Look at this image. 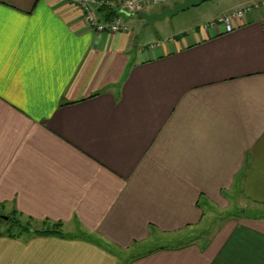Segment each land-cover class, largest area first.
<instances>
[{"label":"crops","instance_id":"1","mask_svg":"<svg viewBox=\"0 0 264 264\" xmlns=\"http://www.w3.org/2000/svg\"><path fill=\"white\" fill-rule=\"evenodd\" d=\"M138 14L0 0V264H264V216L230 211L264 207V7L150 45Z\"/></svg>","mask_w":264,"mask_h":264},{"label":"rangeland","instance_id":"2","mask_svg":"<svg viewBox=\"0 0 264 264\" xmlns=\"http://www.w3.org/2000/svg\"><path fill=\"white\" fill-rule=\"evenodd\" d=\"M244 1L245 0H209L207 2L200 4L197 7H191L187 9L186 11L178 12L176 15H173L171 17L166 16L160 20H155V22L151 25H145V23H141L140 27L142 30V34L139 36V38H142L141 39L142 43L146 42L148 45L154 44L155 42H157L158 39L166 41L172 38L174 35L181 34L182 32H191L194 29V27L200 26L201 24L209 21L211 18H215V16L219 14L221 11H223L224 9H228V8L240 5ZM169 4H171V2ZM158 9L159 8H156V10ZM121 15L127 19L133 18V17H128L126 14H121ZM134 19H137V18H134ZM245 205H246L245 203L233 204L232 205L233 207L230 209L231 214L235 216V218H238V219L245 218L248 216H256V217L264 216V213H261L264 211H261L260 209H255L254 206L250 207L251 205H247V206ZM210 209L211 208L205 209V217L203 219V225L200 228V230H203L201 234L204 233V231H207L206 230L207 227L212 229L215 226H218L222 222L218 218L212 219V220L208 218V216H211L209 212ZM262 210H264V207L262 208ZM212 211H216V210H212ZM221 212L218 213L216 211L215 212L216 216L225 217L229 214V213L224 214L228 212V209L225 210L224 213H221ZM0 214L1 215L5 214L2 209H0ZM3 222L4 221L0 219V223H3ZM7 223L9 224V221ZM5 224L6 222H4V224L2 225H5ZM204 234H207V232H205ZM197 237L196 235L181 234L176 237L178 241L176 240V241L167 242L166 240H163L159 242H151L145 245L143 248L138 249L133 254L137 255L138 253L149 250L150 248H153L155 246H162V245H167V244L177 245V244L193 242L197 240Z\"/></svg>","mask_w":264,"mask_h":264},{"label":"built area","instance_id":"3","mask_svg":"<svg viewBox=\"0 0 264 264\" xmlns=\"http://www.w3.org/2000/svg\"><path fill=\"white\" fill-rule=\"evenodd\" d=\"M174 1L178 0H68L69 3L81 11L84 23L92 31L96 33L107 32L109 34L129 31L130 28L122 23L119 14L136 15L146 7L162 8ZM92 5H96L97 9H103L106 14L109 13L108 19L100 18L97 11L92 9ZM262 7H264V0L241 3L225 10L215 19L207 22L204 27L220 26L225 33H230L238 27L246 13ZM113 11L117 15H112L111 12Z\"/></svg>","mask_w":264,"mask_h":264},{"label":"water","instance_id":"4","mask_svg":"<svg viewBox=\"0 0 264 264\" xmlns=\"http://www.w3.org/2000/svg\"><path fill=\"white\" fill-rule=\"evenodd\" d=\"M207 1L209 0H181L171 7L161 9L159 12L139 13L138 16L144 21L145 25H151L155 20H160L166 16L171 17L176 15L178 12L186 11L191 7H197Z\"/></svg>","mask_w":264,"mask_h":264},{"label":"trees","instance_id":"5","mask_svg":"<svg viewBox=\"0 0 264 264\" xmlns=\"http://www.w3.org/2000/svg\"><path fill=\"white\" fill-rule=\"evenodd\" d=\"M179 1H181V0H179ZM111 15V14H110ZM109 17V16H108ZM107 17V18H108ZM262 208H263V205H261L260 207H259V209L261 210V211H264V210H262ZM0 209H1V207H0ZM254 209V208H253ZM252 209V210H253ZM255 209H256V207H255ZM264 213V212H263ZM4 218H6V219H4ZM0 219L3 221V220H7V221H9V224H10V227H22V224H21V221L16 217V216H14V218H12V217H8V216H4V215H1L0 214ZM58 228H54V229H46V230H43V229H39V230H37V231H35V234L36 235H39V236H48V235H58V236H63V234H61L60 233V231H58L57 230Z\"/></svg>","mask_w":264,"mask_h":264}]
</instances>
